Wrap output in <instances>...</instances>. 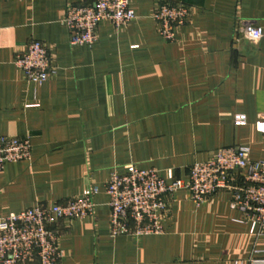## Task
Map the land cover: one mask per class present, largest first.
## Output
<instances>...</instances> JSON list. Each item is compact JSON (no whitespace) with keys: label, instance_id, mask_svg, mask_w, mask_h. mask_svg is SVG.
Masks as SVG:
<instances>
[{"label":"crops","instance_id":"0c3cea01","mask_svg":"<svg viewBox=\"0 0 264 264\" xmlns=\"http://www.w3.org/2000/svg\"><path fill=\"white\" fill-rule=\"evenodd\" d=\"M161 1L190 11L172 41L153 18ZM90 2L0 0V136L32 144L29 160L0 172V215L96 185L93 216L58 224V264H264V235L250 231L227 191L196 204L180 189L167 196L162 233L116 237L103 191L111 172L131 164L187 180L219 148L246 145L251 160L264 159V0H130L133 21L102 20L93 44L71 45L66 8ZM246 20L262 28L258 41L243 36ZM33 40L54 67L41 83L14 63ZM238 114L245 124H235Z\"/></svg>","mask_w":264,"mask_h":264},{"label":"built area","instance_id":"2783aa9c","mask_svg":"<svg viewBox=\"0 0 264 264\" xmlns=\"http://www.w3.org/2000/svg\"><path fill=\"white\" fill-rule=\"evenodd\" d=\"M129 3L130 0H92L69 5L64 17L69 43L93 44L102 20L116 27L129 24L136 17ZM189 16L184 3L169 1L158 2L153 14L160 36L167 41L175 39V29L185 24ZM240 26L248 40L258 41L263 35L262 28L251 20ZM14 63L27 80L36 83L44 82L54 72L48 50L38 40L18 52ZM245 122L244 115L235 116V124ZM258 130L264 132V121L258 122ZM31 150L28 136H0V172L6 163L29 160ZM180 189H186L196 204L218 191H227L230 207L243 213L250 231L256 236L264 235V159L251 160L246 145L219 148L212 158L194 162L188 168L187 180L175 179L171 172L163 178L155 169H141L133 164L122 174L111 172L103 186L110 234L116 237L162 233L167 196ZM100 191L95 185L82 196L65 202L0 215V264H58L62 257L58 224L93 216L94 197Z\"/></svg>","mask_w":264,"mask_h":264}]
</instances>
